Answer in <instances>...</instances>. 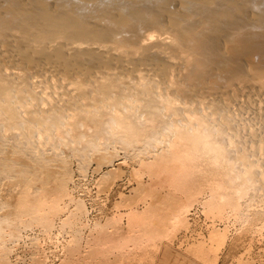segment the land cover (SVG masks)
I'll return each instance as SVG.
<instances>
[{"label": "bare ground", "instance_id": "1", "mask_svg": "<svg viewBox=\"0 0 264 264\" xmlns=\"http://www.w3.org/2000/svg\"><path fill=\"white\" fill-rule=\"evenodd\" d=\"M250 86L264 89V0H0V264L35 228L32 264L47 262L42 236L60 264H161L195 208L208 236L177 258L219 264L244 246L230 264H256L264 150L230 125V97ZM121 156L126 210L90 220L73 163Z\"/></svg>", "mask_w": 264, "mask_h": 264}, {"label": "rangeland", "instance_id": "2", "mask_svg": "<svg viewBox=\"0 0 264 264\" xmlns=\"http://www.w3.org/2000/svg\"><path fill=\"white\" fill-rule=\"evenodd\" d=\"M46 74H48V77L50 76L49 73ZM46 74H43L41 77L40 75L35 76L34 74L32 82L35 83L36 86L41 87L44 81H48V78H46ZM44 75L46 77H44ZM231 97L230 114L232 115V123H230V125L232 126V131L239 133V137L236 140L237 143L246 146L249 145L248 143L250 139L255 141L259 140L261 141L264 150V89H261L258 86H250L243 88L242 90L237 89L235 92H233V95ZM204 101L208 102L209 97H206ZM250 129L253 131V136L249 134ZM122 157L123 156H121V158H117L114 161L113 165L102 166L103 168L100 171L96 169L97 162L92 161L87 168V172L85 173H80L79 163L74 161L73 179L74 182L78 184V186L73 188L72 185V188L76 197L82 198L87 203L90 220L100 218L104 219L107 216L115 214L116 212H118V210H121L122 212L126 210L125 208H118L117 205L121 201V196L124 194L129 195L135 185L130 175V170L134 165V160H127L126 162L128 163H126L124 162ZM111 168H120V170L122 171L121 176L116 179L117 181L115 182V184H113L114 186L112 185L111 189H100V187L98 186L99 179L101 178L103 173L109 171ZM259 186L261 190L259 189L258 191L257 199L261 200L264 199V183L260 184ZM189 221L191 226L189 227V229H183L179 232L177 237L178 240L176 239V241H174V245H172L173 247L168 246L164 248L165 251L164 256L161 257V264H193L190 258V261L188 260V258H177L178 255L176 254V252H178V247H180L181 245L182 250H185L187 244L192 243L195 240L197 241L198 238L200 239L201 237L206 236L205 238H207L208 229L211 226V222L198 208H195L191 211ZM33 230L34 231H32V229L28 231L26 230V232L24 230L23 239H21L16 245H14V248L12 247L13 245L11 246L13 248L10 254L11 264H32L31 259L34 251H36L37 248L35 246H32L29 236L33 235V232H35L36 235L40 233V231H38L39 229L35 228ZM123 230H126V226L123 227ZM38 235H41V233ZM252 236L253 235H251V237ZM254 237H256V239L253 242L254 245L251 246V248H253L251 249L250 254L252 255L250 256L252 260L256 262V264H264V230L258 235L254 234ZM61 240L62 239H60V242ZM248 242L249 240H247L246 243ZM60 248V244L57 243L56 239H46V237L44 236L41 237L40 245L38 246V249L41 252L45 253L47 257V262L45 264L61 263L62 257ZM239 248L240 247L234 250L235 252H237V255L244 254V246L240 249L241 251L239 250ZM223 252L224 253L222 254L219 264H230L234 259L233 255H230L229 257V251L227 248L224 249ZM246 256H249V254H245V257ZM155 257H157V259L159 258L158 255H155Z\"/></svg>", "mask_w": 264, "mask_h": 264}]
</instances>
